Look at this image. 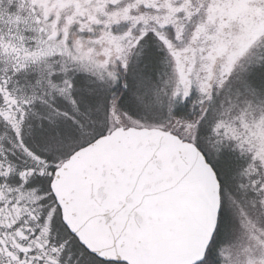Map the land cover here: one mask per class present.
<instances>
[{"label":"snow or ice","instance_id":"6c2138e0","mask_svg":"<svg viewBox=\"0 0 264 264\" xmlns=\"http://www.w3.org/2000/svg\"><path fill=\"white\" fill-rule=\"evenodd\" d=\"M0 264H264V0H0Z\"/></svg>","mask_w":264,"mask_h":264}]
</instances>
